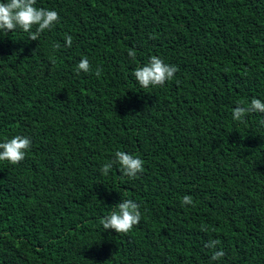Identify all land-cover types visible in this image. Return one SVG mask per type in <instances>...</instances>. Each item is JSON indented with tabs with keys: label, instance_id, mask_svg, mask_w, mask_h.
I'll use <instances>...</instances> for the list:
<instances>
[{
	"label": "trees",
	"instance_id": "16d2710c",
	"mask_svg": "<svg viewBox=\"0 0 264 264\" xmlns=\"http://www.w3.org/2000/svg\"><path fill=\"white\" fill-rule=\"evenodd\" d=\"M35 6L60 22L37 41L0 32V142L31 140L24 160L0 161V264H264V113L232 118L264 102V0ZM154 55L179 70L141 88L134 71ZM118 150L144 161L137 178L101 172ZM125 199L140 223L104 230Z\"/></svg>",
	"mask_w": 264,
	"mask_h": 264
},
{
	"label": "clouds",
	"instance_id": "9594fccd",
	"mask_svg": "<svg viewBox=\"0 0 264 264\" xmlns=\"http://www.w3.org/2000/svg\"><path fill=\"white\" fill-rule=\"evenodd\" d=\"M35 5L36 0H0V32L6 35L19 27L29 33V40L37 41L41 33L51 30L55 24L60 22V16L56 11L38 8ZM33 26H36L34 32L32 31ZM72 42L73 37L66 35L65 46L71 47ZM59 48L58 42L53 45L54 50ZM128 55L134 58L136 53L130 50ZM90 67L88 58L83 57L77 65V72H88ZM178 70L176 65L166 63L161 57L154 55L146 64L135 69L134 77L141 88L163 86L174 78ZM101 73L102 69L97 68L95 75L100 77ZM254 112L264 113V102L258 98H252L247 107L238 102L232 110V118L235 121H243L247 113ZM30 147L31 140L28 137L15 135L11 139L0 142V161L18 164L24 160ZM115 164L119 165L123 175L135 179L139 173L143 172L144 161L138 155L118 150L115 152L114 160L103 164L101 172L107 175ZM181 203L194 206L190 195H184ZM141 215L140 205L132 199H125L116 204L111 213L104 216L100 223L104 230L112 229L116 233H128L140 223ZM203 230L207 231V228ZM219 244V240L213 239L209 240L205 247L215 249ZM224 255L222 250L213 251L210 260H220Z\"/></svg>",
	"mask_w": 264,
	"mask_h": 264
}]
</instances>
